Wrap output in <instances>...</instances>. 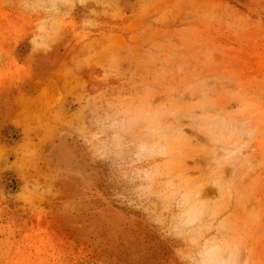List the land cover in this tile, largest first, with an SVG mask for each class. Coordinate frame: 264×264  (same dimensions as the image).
Wrapping results in <instances>:
<instances>
[{
	"label": "rangeland",
	"instance_id": "374dc122",
	"mask_svg": "<svg viewBox=\"0 0 264 264\" xmlns=\"http://www.w3.org/2000/svg\"><path fill=\"white\" fill-rule=\"evenodd\" d=\"M134 1L0 0V264H187L170 224L124 197L81 115L85 97L132 93L140 53L159 41L206 53L255 130L247 200L229 211L244 221L253 264H264V0ZM109 65L123 75L105 79ZM63 135L89 181L47 159Z\"/></svg>",
	"mask_w": 264,
	"mask_h": 264
},
{
	"label": "clouds",
	"instance_id": "9594fccd",
	"mask_svg": "<svg viewBox=\"0 0 264 264\" xmlns=\"http://www.w3.org/2000/svg\"><path fill=\"white\" fill-rule=\"evenodd\" d=\"M121 75L109 65L104 78ZM132 76V93L85 97L81 115L90 113L102 137L94 153L125 198L150 204L178 233L187 264H253L244 221L229 210L247 200L255 130L226 101L222 76L203 51L168 41L145 47ZM209 184L213 198L204 195Z\"/></svg>",
	"mask_w": 264,
	"mask_h": 264
},
{
	"label": "bare ground",
	"instance_id": "6f19581e",
	"mask_svg": "<svg viewBox=\"0 0 264 264\" xmlns=\"http://www.w3.org/2000/svg\"><path fill=\"white\" fill-rule=\"evenodd\" d=\"M123 2V0H122ZM124 3L125 4H122V7L123 5L126 6V8H130L129 10H132L133 8V5L135 3L134 0H124ZM124 6V7H125ZM134 9V8H133ZM132 12V11H131ZM126 14V13H125ZM124 14V15H125ZM42 55H40L39 57H41ZM56 56V55H55ZM38 57V59H39ZM52 60V59H51ZM57 60V59H56ZM58 61V60H57ZM56 65L57 62H54ZM38 66V65H37ZM53 66V63H50L48 65H46V67H43L40 66V68L42 69L41 70V74L44 76L46 75L50 68ZM43 67V68H42ZM39 68V66H38ZM38 89V88H37ZM66 134V133H65ZM64 136V135H63ZM59 141H57V143H54L50 148H49V151H48V157L47 159H51L54 161V163L56 164V168L57 170H59L60 172H65V173H70V174H73V175H76V176H79V177H84L86 176V179L91 176H87V170H86V167H84L83 163L80 162V156L78 155L77 153V150L76 148L74 147V144L72 142L74 141H71L72 138L70 136L69 138V135H66L64 136L63 138L61 137H58ZM80 154V152H79ZM81 155V154H80ZM90 171V170H89ZM84 173L83 175H81L80 173ZM90 173V172H89ZM85 178V177H84ZM83 178V179H84ZM82 179V180H83ZM89 179V178H88ZM87 179V180H88ZM85 181V180H84ZM83 181V182H84ZM89 181V180H88ZM85 183V182H84ZM83 185V184H82ZM91 189V188H90ZM85 190V188H84ZM89 190V189H88ZM83 192V191H81ZM78 194V193H76Z\"/></svg>",
	"mask_w": 264,
	"mask_h": 264
}]
</instances>
